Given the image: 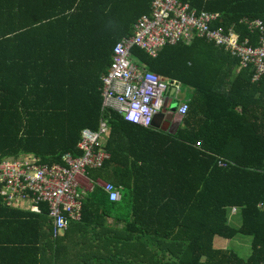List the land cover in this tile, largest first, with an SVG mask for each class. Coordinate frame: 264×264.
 Masks as SVG:
<instances>
[{"label": "trees", "instance_id": "1", "mask_svg": "<svg viewBox=\"0 0 264 264\" xmlns=\"http://www.w3.org/2000/svg\"><path fill=\"white\" fill-rule=\"evenodd\" d=\"M151 1L0 0V163L29 154L47 165L64 153L79 157L84 129L97 131L102 119L109 128L110 159L89 171L94 188L82 218L62 235L53 236L45 204L37 214L0 194V210L20 214L24 232L37 234L34 244L45 239L33 246L37 264H264V73L252 79L250 67L203 40L156 57L133 48L140 68L193 87L177 132L125 122L103 107L115 43L150 14ZM181 1L219 13L217 27L243 40L251 37L244 20L264 19V0ZM98 179L121 200L110 202ZM232 207L239 227L229 222ZM238 234L251 238L246 259L215 247L217 237Z\"/></svg>", "mask_w": 264, "mask_h": 264}, {"label": "built area", "instance_id": "2", "mask_svg": "<svg viewBox=\"0 0 264 264\" xmlns=\"http://www.w3.org/2000/svg\"><path fill=\"white\" fill-rule=\"evenodd\" d=\"M219 20V13L199 12L181 0H153L151 14L140 17L132 35L115 44L111 65L102 76L103 107L112 108L125 122L148 129L157 112L167 108L172 99L169 92L174 89V96L180 92V81L140 68L131 57L133 48L156 57L168 45L203 40L239 59L241 68L250 67L252 79L260 77L264 73V19L244 20L251 36L244 40L234 29L217 27ZM188 108L187 102L179 101L177 112L184 115ZM108 133L107 121L103 119L97 131L84 129L78 143L82 155L64 153L60 163L43 164L33 154L4 159L0 163L3 201L37 214L42 213L41 205L45 204L53 236L62 235L72 222L82 218V200L94 188L89 171L102 168L110 159L105 148ZM218 162L221 167L229 164L224 159ZM101 186L110 202L121 200L120 190L111 183ZM230 210L231 215L238 213L235 207Z\"/></svg>", "mask_w": 264, "mask_h": 264}, {"label": "crops", "instance_id": "3", "mask_svg": "<svg viewBox=\"0 0 264 264\" xmlns=\"http://www.w3.org/2000/svg\"><path fill=\"white\" fill-rule=\"evenodd\" d=\"M152 1H151V4H152ZM150 14H151V8H150ZM150 14H147V15H150ZM143 16H145V15H143ZM132 33H133V31H132ZM132 33L130 35H132ZM190 45L191 44H189L187 46H190ZM168 46H175V45H168ZM162 49L163 48H161L159 50V52ZM113 50H114V48H113ZM112 59H113V54H112ZM176 96L177 95H175V96L173 95L172 97L175 99ZM169 101H170V99H169ZM184 101H186V100H184ZM162 127H166V125H163ZM151 128H153V125ZM148 129H150V128H148ZM177 129H178V125L173 127L172 132H177ZM89 179L93 182V180L90 177H89ZM104 182L105 181L98 179V184L100 186ZM21 210H23V209H21ZM17 213H21V211H17ZM0 215H8L10 217V219H0L1 221H4V223H2L3 225H0V264H37L36 250H33L34 249L33 246L35 245V246L40 247L41 244H44L45 239L43 238V236L40 235L39 243L34 244V242L38 240L37 234L34 230H31V232H27V233L24 232L23 227L20 226L21 225L20 223L22 221V219L20 218V216H21L20 214H16L15 210L8 209V210H0ZM235 218H232V219H235ZM231 221L232 220H229V222H231ZM107 225L114 226V225H116V222H114V220L112 218H107ZM71 233L68 235L69 237H71ZM217 239H218V237L215 239V243H216V241H218ZM22 240H26L28 242V245H27L28 247H22V244H23ZM227 246L228 245L226 243V240L223 242H220V248L229 249ZM4 254H5V256H4Z\"/></svg>", "mask_w": 264, "mask_h": 264}, {"label": "rangeland", "instance_id": "4", "mask_svg": "<svg viewBox=\"0 0 264 264\" xmlns=\"http://www.w3.org/2000/svg\"><path fill=\"white\" fill-rule=\"evenodd\" d=\"M193 93H194L193 87L187 86L186 84L184 85L181 84V90L177 94V97H175L174 101L179 102L180 100H188L193 95ZM230 211L231 210L228 211L229 220H232L230 224L233 227H238L240 224V214H237L236 216L231 215V219H230ZM232 218H235V219H232ZM217 240L218 241H216L215 247L220 248V242L225 241V239L218 238ZM250 242H251V238L249 236L242 235V234L236 235L233 239L226 240V243L228 245L227 247L229 249L234 250L238 254V256L242 259H246L250 254V250H251Z\"/></svg>", "mask_w": 264, "mask_h": 264}, {"label": "water", "instance_id": "5", "mask_svg": "<svg viewBox=\"0 0 264 264\" xmlns=\"http://www.w3.org/2000/svg\"><path fill=\"white\" fill-rule=\"evenodd\" d=\"M170 95H174V89L169 92ZM174 98L170 99L165 110L157 112L153 122V128L163 130L165 132H172L174 126L180 123L181 116L178 114V103H173ZM166 125V127H162Z\"/></svg>", "mask_w": 264, "mask_h": 264}, {"label": "flooded vegetation", "instance_id": "6", "mask_svg": "<svg viewBox=\"0 0 264 264\" xmlns=\"http://www.w3.org/2000/svg\"><path fill=\"white\" fill-rule=\"evenodd\" d=\"M178 106V105H177Z\"/></svg>", "mask_w": 264, "mask_h": 264}]
</instances>
